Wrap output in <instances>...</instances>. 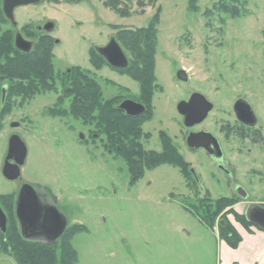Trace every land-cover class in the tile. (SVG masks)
Here are the masks:
<instances>
[{
    "label": "rangeland",
    "instance_id": "1",
    "mask_svg": "<svg viewBox=\"0 0 264 264\" xmlns=\"http://www.w3.org/2000/svg\"><path fill=\"white\" fill-rule=\"evenodd\" d=\"M15 19L17 29L0 13V56L14 94L7 123L22 126L25 177L50 183L70 230H80L65 255L63 243L56 245V264H65L64 257L71 264L76 257L75 264H257L253 236L264 231L246 215L253 205L264 208V0H43L18 9ZM48 23L55 25L50 35L32 36ZM16 31L36 49L48 43L42 51L53 66L51 90L19 91L38 79L9 68L22 57L14 48ZM112 39L129 61L126 72L97 58L96 49ZM73 69L89 74L103 103L146 107L150 119L138 121L141 137L129 135L125 145L136 138L146 152L162 153L164 133L187 166L148 170L143 164V177L133 183L126 149L111 148L96 125L75 115L74 97L65 98ZM182 70L186 83L177 79ZM195 93L214 110L188 129L177 107ZM239 100L252 107L254 129L237 120ZM201 129L219 140L229 175L205 152L189 149L190 133ZM230 235L242 239L239 248L223 240Z\"/></svg>",
    "mask_w": 264,
    "mask_h": 264
},
{
    "label": "trees",
    "instance_id": "2",
    "mask_svg": "<svg viewBox=\"0 0 264 264\" xmlns=\"http://www.w3.org/2000/svg\"><path fill=\"white\" fill-rule=\"evenodd\" d=\"M47 44L48 43L46 41H41L37 49H35L31 54H23L21 58L10 63V70L16 74H20L17 76H26L28 78L33 76V79L35 76V78L38 79V84H36V87H34L35 85H33V82H31L29 87L25 86L23 89L19 90L22 93H28V90L31 87L30 90H32V92L29 94H34V91L37 90L38 85H41L47 91L51 90V86L53 84L49 83L48 81L53 66L50 56L44 57L42 51L47 46ZM97 58H100V61L106 64L102 57L98 55ZM91 61L92 64L96 65V61L94 59ZM127 70H129V68ZM123 72H126V70ZM88 75L89 74L80 71L79 69H73L72 72L70 71L69 76H71L72 85H68L65 90L67 96H64L65 98L74 97L72 110L75 115L81 118L86 125H96V128H98L100 133L107 136L112 145L111 148H116L118 152H121L123 147L126 149L123 150V153H125V157L128 158V165L133 177V183L137 182L141 177H143L144 167L142 170L140 169L143 164L147 165L148 170H153L159 166L169 164L179 167L187 166V163L183 157L174 147L170 137L164 133L161 139L163 143L162 153H156L153 151L146 152L143 150V148L137 144L138 141L136 143L135 140H138L142 135L138 121L142 120L143 122H147L150 119L147 113H145L142 117L133 118L127 116L125 112L119 109V107H114V101L103 103L101 100L102 95L98 85L91 81L88 78ZM129 135L133 137L135 136L138 139L134 138V141H131L128 145H125V141ZM117 143L120 144V149L117 148V146L113 147L114 145H117ZM79 231L80 230H70L66 238L61 241L64 247V255L66 251L71 250V242ZM232 235L228 236L227 238L223 237V240H225L231 248H239L242 239L240 238L232 241V239H230ZM13 241L14 245L12 247V251L16 261H29L30 263L28 264H56L57 251L55 248L56 246L53 244L39 245L35 243L22 242L18 238L13 239ZM63 261H65V264L70 263L68 262L67 257H64ZM76 262L77 257L73 264Z\"/></svg>",
    "mask_w": 264,
    "mask_h": 264
},
{
    "label": "flooded vegetation",
    "instance_id": "3",
    "mask_svg": "<svg viewBox=\"0 0 264 264\" xmlns=\"http://www.w3.org/2000/svg\"><path fill=\"white\" fill-rule=\"evenodd\" d=\"M1 4H2V9L0 13L4 18L3 21L5 23L6 22L10 23L14 29H17L18 24L16 22V19H15L16 25H14L6 17L3 8L4 0H2ZM37 5H31V6H37ZM31 6H26V7H31ZM21 8H25V7L17 8L14 11V18H15V13H17L18 9ZM48 24L44 25L43 27L38 26L35 28V30L32 29L33 31L32 36L39 37L42 35L44 37H47L48 35H50L52 31L49 32L46 30V26ZM18 33L20 32L16 31V33H14L15 39ZM8 34L12 35L11 31H9ZM20 34L23 36V38L26 41L33 44V50L31 51L32 53L36 49V45L34 44V42L27 40L22 33ZM15 39H14L15 51L18 54L23 55L24 53L16 48ZM4 53L5 52H3V54ZM0 54H2V52ZM97 54L100 57H102L98 52ZM4 63H6V58L5 56L1 55L0 56V212L3 214V216H5L6 219V231L5 232L3 231L2 226L0 224V260L9 259L14 261L15 257L12 251V247L14 245L13 239L18 238L22 242L35 243L39 245L53 244L54 246H56L59 243H61V241L64 238H66V236L69 234L70 226L67 220V228L63 233V235L56 241V243H49L45 238L28 240L25 239V237L22 234L21 231L22 223L18 216V210L20 205H22L29 214H32L33 217L35 218L38 217L39 225L44 224L45 218L47 216H53L52 210H58L61 213V215H63L66 219L67 217L62 211V205H61L62 201L54 193V190L50 183L45 184L42 182H33L30 181L28 178H26L24 175V169L27 165L29 152L25 142L18 133V130H20L22 127L21 124L14 121L7 123L8 116L12 112L14 106V104L12 103L14 94L9 93L10 88L9 85H7L6 83L7 69H6V64ZM242 127L248 130L254 129V127H248L245 125H243ZM200 132H208V131L201 129L194 133H200ZM214 137L217 139L216 136ZM16 138L21 139V141H23V143L27 148V157L25 160L22 159L21 150L17 145L14 148V150H12V142L15 141ZM192 151L205 152V154L210 159H212L214 163H216L217 168L221 173L225 175H229L228 173L229 171H227L224 167L228 163L224 159L225 154L223 152V149H222L223 157L221 159H217L215 157L217 152L213 147L210 148L209 151H206L204 149L192 150ZM21 161L22 164H20Z\"/></svg>",
    "mask_w": 264,
    "mask_h": 264
},
{
    "label": "water",
    "instance_id": "4",
    "mask_svg": "<svg viewBox=\"0 0 264 264\" xmlns=\"http://www.w3.org/2000/svg\"><path fill=\"white\" fill-rule=\"evenodd\" d=\"M42 0H4V12L8 20L14 25V11L20 7H26L31 5H37ZM55 25L49 23L46 26V30L53 31ZM16 48L24 54H29L33 50V44L26 41L23 36L18 33L15 39ZM97 52L106 60V62L114 69L118 71H124L129 68V61L123 52L122 48L115 39H112L107 47L98 48ZM177 79L181 82H188L189 78L185 71H179L177 73ZM119 109L126 113L129 117H139L146 113L147 109L143 105L127 100L123 102ZM214 110V105L209 102L203 95L195 93L191 96L188 102H181L178 107V113L184 118V125L188 129H192L196 126L203 124L209 114ZM234 111L237 120L245 126L255 127L257 124V117L252 107L245 101L239 100L235 106ZM83 135L81 139H83ZM20 148L22 153V159L27 157V148L21 139L16 138L12 142V150L16 147ZM187 145L192 150L204 149L209 151L210 148L216 150L215 157L221 159L223 157L222 149L219 141L208 132L191 133L187 139ZM22 164V161L20 162ZM238 194L243 198H247V193L241 188L237 189ZM53 216H47L44 224H38V217L35 218L32 214H29L25 208L20 205L18 210V216L22 223V234L25 239L34 240L39 238H45L49 243H56V241L63 235L67 228V219L61 215L58 210H52ZM247 220L252 225L258 227L264 231V208L258 205L251 206L247 211ZM54 217V218H52ZM0 224L3 231H6V219L0 212ZM0 264H15L12 260L2 259Z\"/></svg>",
    "mask_w": 264,
    "mask_h": 264
},
{
    "label": "crops",
    "instance_id": "5",
    "mask_svg": "<svg viewBox=\"0 0 264 264\" xmlns=\"http://www.w3.org/2000/svg\"><path fill=\"white\" fill-rule=\"evenodd\" d=\"M253 238H258L257 246L251 253L252 260L257 264H264V233L254 234Z\"/></svg>",
    "mask_w": 264,
    "mask_h": 264
}]
</instances>
